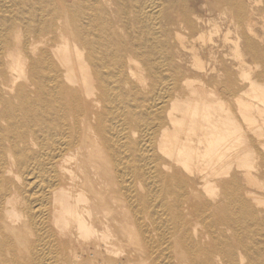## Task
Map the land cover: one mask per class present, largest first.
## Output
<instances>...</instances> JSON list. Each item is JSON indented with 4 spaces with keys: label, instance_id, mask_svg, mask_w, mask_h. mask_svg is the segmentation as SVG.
Wrapping results in <instances>:
<instances>
[{
    "label": "bare ground",
    "instance_id": "1",
    "mask_svg": "<svg viewBox=\"0 0 264 264\" xmlns=\"http://www.w3.org/2000/svg\"><path fill=\"white\" fill-rule=\"evenodd\" d=\"M196 1L0 0V264H264V0Z\"/></svg>",
    "mask_w": 264,
    "mask_h": 264
},
{
    "label": "rangeland",
    "instance_id": "2",
    "mask_svg": "<svg viewBox=\"0 0 264 264\" xmlns=\"http://www.w3.org/2000/svg\"><path fill=\"white\" fill-rule=\"evenodd\" d=\"M191 1H193V0H191ZM243 1L246 2V3H249L250 0H243ZM252 3L251 4L255 8V10L252 13V18L257 23L256 27L260 31L261 25L263 24V21H264V11L261 10L262 5L256 6L254 2H252ZM190 7L191 8H193V7H195V8L203 7V9H206L207 7H212L214 9H216L217 11H220V9L222 7V2H220L218 0H197L195 3H193V4L191 3ZM233 8H235V7L233 6ZM261 16H262V18H261Z\"/></svg>",
    "mask_w": 264,
    "mask_h": 264
}]
</instances>
